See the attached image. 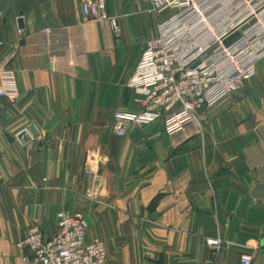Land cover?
I'll return each instance as SVG.
<instances>
[{
	"label": "crops",
	"instance_id": "1",
	"mask_svg": "<svg viewBox=\"0 0 264 264\" xmlns=\"http://www.w3.org/2000/svg\"><path fill=\"white\" fill-rule=\"evenodd\" d=\"M81 1L0 0V264H22L18 242L33 225L52 235L60 211L85 213L107 264H264V59L194 125L119 136L114 113L139 107L130 80L165 14L107 0L91 19ZM57 27L70 45L52 56L39 32Z\"/></svg>",
	"mask_w": 264,
	"mask_h": 264
},
{
	"label": "built area",
	"instance_id": "2",
	"mask_svg": "<svg viewBox=\"0 0 264 264\" xmlns=\"http://www.w3.org/2000/svg\"><path fill=\"white\" fill-rule=\"evenodd\" d=\"M149 2L159 20L157 34L147 40L130 80L137 92L136 110H116L114 130L124 136L133 123L160 122L173 135L198 120L211 106L253 77L264 59V0H141ZM91 19L107 18V0H82ZM2 12L0 11V17ZM115 29L117 22L113 20ZM40 48L59 55L70 45L67 28H43ZM0 84V96H5ZM82 211H60L54 233L31 226L18 242L29 253L22 264H107V248L89 238ZM220 245L219 237H208ZM244 254L239 264H251Z\"/></svg>",
	"mask_w": 264,
	"mask_h": 264
},
{
	"label": "water",
	"instance_id": "3",
	"mask_svg": "<svg viewBox=\"0 0 264 264\" xmlns=\"http://www.w3.org/2000/svg\"><path fill=\"white\" fill-rule=\"evenodd\" d=\"M21 15H22V14H21ZM18 22H19V26H20V28H23V27H24L23 19H22V18H19ZM29 131L32 133V135H34V136L37 135V131H36V129H35L34 126H31V127L29 128ZM19 137H20V139L25 140V139L28 137V132H27V131L22 132V133L19 135Z\"/></svg>",
	"mask_w": 264,
	"mask_h": 264
}]
</instances>
